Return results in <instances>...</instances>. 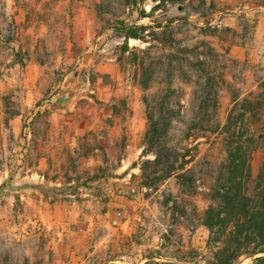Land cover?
I'll return each instance as SVG.
<instances>
[{
    "label": "rangeland",
    "instance_id": "obj_1",
    "mask_svg": "<svg viewBox=\"0 0 264 264\" xmlns=\"http://www.w3.org/2000/svg\"><path fill=\"white\" fill-rule=\"evenodd\" d=\"M158 1L0 0V264H204L208 231L195 220L226 153L196 128L222 126L232 95L263 75L264 0H167L140 17ZM119 20L171 33L179 61L133 39L123 53ZM153 97L172 104L169 145L194 156L186 190L175 177L147 195L139 185ZM252 134L254 178L264 129ZM183 251L189 263L174 259Z\"/></svg>",
    "mask_w": 264,
    "mask_h": 264
},
{
    "label": "trees",
    "instance_id": "obj_2",
    "mask_svg": "<svg viewBox=\"0 0 264 264\" xmlns=\"http://www.w3.org/2000/svg\"><path fill=\"white\" fill-rule=\"evenodd\" d=\"M166 3L167 0L158 1L148 14L142 11L140 17H152ZM154 28L159 29L160 26H128L119 20L113 27V32L124 41L121 48L123 53L130 50L128 41L133 39L148 44L144 50L133 47L134 51L149 53L153 50H168V60L179 61L173 58L171 52L176 45L172 34L165 29L156 32L153 31ZM149 29L151 32L145 33ZM206 45L203 42L207 51L201 52V55L208 58L211 56V48ZM183 51L186 50H181L180 53ZM180 60L193 66L187 59ZM132 62L141 70L145 69L142 58L134 55ZM206 80L211 79L207 76ZM139 84L144 89L149 85L145 80H139ZM167 90L170 91L169 86ZM144 102L147 127L140 159H145L134 164L139 169V185L146 190L147 195L148 192L157 191L169 178L175 177L181 189L186 190L196 182L193 168L187 167L194 162V156L190 155L189 148L177 149L169 145L168 132L174 119L172 104L168 100H162L158 107L154 97L145 98ZM214 106L215 104L210 105L212 109ZM205 123L200 124L196 130L221 137L226 156L218 166L212 167L216 176L209 187L210 204L195 220V225L203 226L208 231L207 254L201 256V259L204 264H236L241 258L251 259V264H264V162L256 176L253 178L251 175V159L257 148L252 127L257 125L264 129V73L254 80L246 94L232 95L227 118L222 126L213 122ZM258 137H263V134L260 133ZM148 155L153 158L148 159ZM206 165L211 166L209 163ZM194 253L200 257L198 252ZM182 254L183 256H175L174 259L179 263H189L190 258L185 256L186 252L183 251ZM160 259V255L150 256L146 264H172L155 262Z\"/></svg>",
    "mask_w": 264,
    "mask_h": 264
}]
</instances>
